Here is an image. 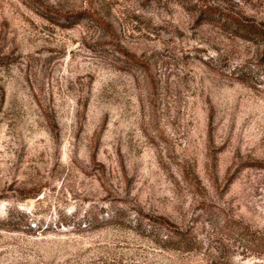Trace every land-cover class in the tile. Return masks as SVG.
Wrapping results in <instances>:
<instances>
[{
	"label": "rangeland",
	"instance_id": "374dc122",
	"mask_svg": "<svg viewBox=\"0 0 264 264\" xmlns=\"http://www.w3.org/2000/svg\"><path fill=\"white\" fill-rule=\"evenodd\" d=\"M205 6L264 26V0H0V264H264L239 237L264 235V43Z\"/></svg>",
	"mask_w": 264,
	"mask_h": 264
},
{
	"label": "trees",
	"instance_id": "16d2710c",
	"mask_svg": "<svg viewBox=\"0 0 264 264\" xmlns=\"http://www.w3.org/2000/svg\"><path fill=\"white\" fill-rule=\"evenodd\" d=\"M54 13L60 15L61 18L69 22H73L77 19L81 18H91L97 26L103 29V31L107 32V34L113 33V29L109 22L101 17H97L93 15L89 11H82L77 13H60L57 11H53ZM202 16H205L208 20H217V22L229 30L234 36H237L243 40L250 41L253 43H264V26L254 21L253 19L246 16H236L229 13H222L215 10L211 6H205L200 10ZM221 22V23H220ZM117 51L126 56L131 65L143 68L145 72H149L148 68L145 66L144 62L139 60L134 54L126 51L124 48L118 46L116 47ZM230 180V179H229ZM228 180V181H229ZM153 221V226L156 230L164 231L163 234L164 239L163 243L165 247L180 249V250H191L194 248V241L190 236H188V232L184 230H180L173 223L168 221L163 216H153L149 217ZM163 233V232H162ZM152 235H156L152 233ZM240 238L243 237V240L251 245L255 250L264 253V235L257 234L253 231H245L239 235Z\"/></svg>",
	"mask_w": 264,
	"mask_h": 264
},
{
	"label": "water",
	"instance_id": "95a60500",
	"mask_svg": "<svg viewBox=\"0 0 264 264\" xmlns=\"http://www.w3.org/2000/svg\"><path fill=\"white\" fill-rule=\"evenodd\" d=\"M29 205H30V203L28 202V203H27V207H28Z\"/></svg>",
	"mask_w": 264,
	"mask_h": 264
}]
</instances>
